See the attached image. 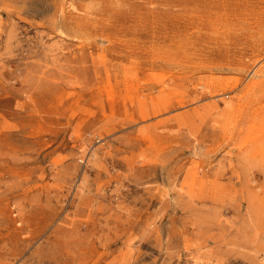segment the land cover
Instances as JSON below:
<instances>
[{"label":"rangeland","instance_id":"1","mask_svg":"<svg viewBox=\"0 0 264 264\" xmlns=\"http://www.w3.org/2000/svg\"><path fill=\"white\" fill-rule=\"evenodd\" d=\"M0 264H264V0H0Z\"/></svg>","mask_w":264,"mask_h":264},{"label":"bare ground","instance_id":"2","mask_svg":"<svg viewBox=\"0 0 264 264\" xmlns=\"http://www.w3.org/2000/svg\"><path fill=\"white\" fill-rule=\"evenodd\" d=\"M253 126V125H252ZM247 136V135H246ZM260 136V135H259ZM237 138V137H236ZM259 140V139H258ZM259 143V142H258ZM258 148V147H257Z\"/></svg>","mask_w":264,"mask_h":264}]
</instances>
